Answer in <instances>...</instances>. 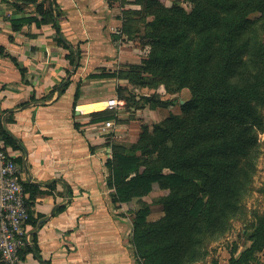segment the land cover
<instances>
[{
    "label": "trees",
    "instance_id": "1",
    "mask_svg": "<svg viewBox=\"0 0 264 264\" xmlns=\"http://www.w3.org/2000/svg\"><path fill=\"white\" fill-rule=\"evenodd\" d=\"M142 1L153 15L144 35L152 50L144 65L135 69L148 72L174 92L188 87L191 100L183 106L182 115L174 114L165 124L142 133L137 143L141 155L119 152L106 165L112 170L110 185L116 187V202L149 194L156 182L169 192L160 198L165 212L160 219L148 220L149 206L138 211L132 241L142 264H191L200 256L198 233L221 228L217 221L226 215L225 208L239 190L238 162L254 142L253 119L259 117L257 104L264 102V53L255 56L252 46L264 32V0H192L189 11L178 3L166 7L158 0ZM55 2L14 0L16 9L26 13L34 6L31 15L14 25L51 23L58 43L71 49L70 63L79 66L81 50L64 37ZM255 13H260L257 22L252 17ZM262 46L258 50L263 51ZM256 57L262 59L263 70L252 75ZM79 92L80 87L76 98ZM90 116L92 122L116 118L110 110ZM0 139L15 146L3 119ZM263 245L257 231L252 246L229 264L245 263ZM29 251L42 260L35 244L22 250L23 259Z\"/></svg>",
    "mask_w": 264,
    "mask_h": 264
},
{
    "label": "crops",
    "instance_id": "2",
    "mask_svg": "<svg viewBox=\"0 0 264 264\" xmlns=\"http://www.w3.org/2000/svg\"><path fill=\"white\" fill-rule=\"evenodd\" d=\"M54 1L64 37L81 50L79 66L70 63L71 49L58 43L51 23L15 27L34 6L26 13L14 0H0V119L15 143L4 146L20 167L31 212L27 229L42 256L29 251L24 264H142L133 227L116 225L110 209L113 189L102 166L110 146H102L106 133L95 132L102 122L78 112L106 104L94 100L106 95L98 84L111 77L94 75L116 68L117 3ZM126 57L122 52L120 60Z\"/></svg>",
    "mask_w": 264,
    "mask_h": 264
},
{
    "label": "rangeland",
    "instance_id": "3",
    "mask_svg": "<svg viewBox=\"0 0 264 264\" xmlns=\"http://www.w3.org/2000/svg\"><path fill=\"white\" fill-rule=\"evenodd\" d=\"M158 1L166 7L178 3L187 11L193 7L192 0ZM115 3L119 22L113 25L111 32L118 48V54L114 57L116 68L113 72L116 75L99 82V90L106 95L94 101H120L118 109L113 111L116 116L112 118L115 120V126L106 133L107 138L102 144L110 146L111 158L116 160V153L119 152L141 155L137 150V143L142 133L146 129L153 131L156 124H165L174 114L182 115L183 106L191 100V91L185 87L174 92L148 72L135 69V66L144 65L152 50L150 40L145 39L144 35L150 27L153 15L149 14L142 0H111V4ZM252 17L257 22L260 13H255ZM258 36L259 40L252 46L255 56L264 53V50H258L260 43L264 49V32ZM122 52L128 56L124 60H120ZM261 60L256 57L251 64L252 75L262 73ZM259 103V117L253 119L251 134L254 142L250 144L249 150L246 149V157L242 156L238 162L239 190L237 189L236 196L232 198V204L225 208L223 213L226 215L219 217L217 221L218 227L221 228L198 233L199 236L195 237L198 238L200 256L191 264H229L232 258L239 259L243 252L252 246L257 231L259 237L264 239V102ZM86 117L92 118L90 114ZM95 132L98 135L103 133L101 128H95ZM102 166L110 184L112 170L104 162ZM164 171L170 172L169 169ZM109 186L113 189L110 194V209L116 225H122L120 223L123 221L126 224L124 227H133L139 209L144 206L150 207L149 221H156L165 215L160 198L169 192L161 189L157 182L153 184V190L149 194L134 197L122 205L121 202L113 200L116 189L114 184ZM134 249L136 251L135 246ZM242 264H264V245L261 248L258 246L251 257Z\"/></svg>",
    "mask_w": 264,
    "mask_h": 264
},
{
    "label": "built area",
    "instance_id": "4",
    "mask_svg": "<svg viewBox=\"0 0 264 264\" xmlns=\"http://www.w3.org/2000/svg\"><path fill=\"white\" fill-rule=\"evenodd\" d=\"M104 109L84 112L89 115L99 111H115L120 105L118 99L104 101ZM115 126L114 119L102 122L101 130L109 132ZM30 207L26 199V190L20 181V167L9 154L0 139V261L3 264H24L22 250L33 245V238L27 229Z\"/></svg>",
    "mask_w": 264,
    "mask_h": 264
},
{
    "label": "bare ground",
    "instance_id": "5",
    "mask_svg": "<svg viewBox=\"0 0 264 264\" xmlns=\"http://www.w3.org/2000/svg\"><path fill=\"white\" fill-rule=\"evenodd\" d=\"M106 107V104H103L99 107H95V108H91V107H83L82 110L86 113L88 112H92V111H95V110H100V109H104Z\"/></svg>",
    "mask_w": 264,
    "mask_h": 264
},
{
    "label": "water",
    "instance_id": "6",
    "mask_svg": "<svg viewBox=\"0 0 264 264\" xmlns=\"http://www.w3.org/2000/svg\"><path fill=\"white\" fill-rule=\"evenodd\" d=\"M79 112V111H78Z\"/></svg>",
    "mask_w": 264,
    "mask_h": 264
}]
</instances>
